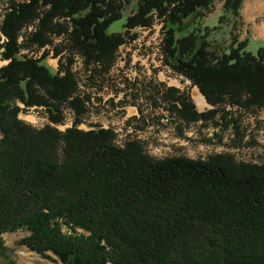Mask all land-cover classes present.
<instances>
[{
  "label": "trees",
  "instance_id": "trees-1",
  "mask_svg": "<svg viewBox=\"0 0 264 264\" xmlns=\"http://www.w3.org/2000/svg\"><path fill=\"white\" fill-rule=\"evenodd\" d=\"M130 1L6 3L0 236L24 230L19 244L41 256L49 252L61 264H264V163L236 161L229 153L151 158L137 139L117 146L112 129L78 127L84 109L74 94L71 56L54 72L45 64L51 36L64 34L67 47L83 56L90 81L107 71L124 38L106 29ZM213 1L136 0L121 25L127 33L159 18L162 64L185 76L211 106L196 111L180 97L172 108L186 121L212 119L224 103L264 108V42L252 54L244 50L248 40L233 36L227 49L210 50L208 36L216 28L199 19ZM220 1L218 20L224 13L238 16L241 0ZM23 46L41 52L24 54ZM51 51L57 56L61 46ZM32 106L43 107L52 125L37 129L18 118ZM65 106L74 119L61 132L55 125Z\"/></svg>",
  "mask_w": 264,
  "mask_h": 264
},
{
  "label": "rangeland",
  "instance_id": "rangeland-1",
  "mask_svg": "<svg viewBox=\"0 0 264 264\" xmlns=\"http://www.w3.org/2000/svg\"><path fill=\"white\" fill-rule=\"evenodd\" d=\"M135 1L121 4L120 18L108 25L106 32L119 31L124 42L107 71L96 73L92 79V84L98 86L94 93L101 92L100 86L105 85L106 89L119 95L116 98L118 103L114 106L116 100H109L108 109L96 105L84 107L81 116L83 125L80 129L86 130L92 125L103 127L105 123L102 121H108L107 127L113 128V142L117 146L121 147L126 139H137L144 153L151 158L182 155L203 159L214 153H229L236 161L264 163V108L249 110L224 103L217 106L212 119L205 121H186L173 110L172 106L178 105L182 96L192 103L196 111H205L211 106L204 98L205 105L198 106L197 88L185 76L162 64L159 18L152 17L150 24L151 27L158 28L157 32L154 28L148 32L136 28L123 32L121 25L125 17L135 10ZM8 2L9 0H0V19ZM220 5V0H214L199 19L201 25L215 26L216 29L208 39L209 49L217 52L227 49L233 36L236 37L244 29L238 16L224 13L218 20L222 14ZM25 31L22 30V35ZM132 33L135 35L130 39L128 35ZM64 36L63 34L62 39L61 36H51V44L47 46L49 51L44 62L53 72L62 58L70 57L75 52L67 47ZM57 44L61 46V53L53 56L51 48ZM261 45L260 41L249 38L244 50L254 54ZM1 51L0 41V53ZM20 52L38 56L41 50L37 51L34 46H23ZM4 63L0 58V66ZM76 74L78 75L77 70ZM171 87L174 90L169 92ZM104 91L102 89L101 93ZM98 100L96 97V101ZM66 112L65 109L60 111L61 120ZM19 113V118L34 128L38 129L46 122L44 111L39 107L26 108L19 111L18 115ZM26 234L24 230L1 234L0 264H61L49 252L47 256H41L19 244V239Z\"/></svg>",
  "mask_w": 264,
  "mask_h": 264
},
{
  "label": "built area",
  "instance_id": "built-area-1",
  "mask_svg": "<svg viewBox=\"0 0 264 264\" xmlns=\"http://www.w3.org/2000/svg\"><path fill=\"white\" fill-rule=\"evenodd\" d=\"M152 28H154V26L151 27V25L150 26H138V27H136L137 30L144 31V32H148ZM157 29H158L157 27L154 28L155 32H157ZM3 40H4V37L0 36V41L2 42ZM122 45H120L117 48V50L115 51L114 55H116L118 53V49L120 47H122ZM71 60L72 61H71V65H70L69 69H70L71 73L73 74L75 82H76V91H75L74 94H77L78 97L83 102L82 103L83 104V108L87 107V106L89 107V106H92V105H96V107L99 106L102 109H108L107 106H108L109 100L110 101L116 100L114 102V106H116L117 103H118L117 102L118 99H116V98L119 95H115L111 90L106 89L107 86H105V85L100 86V87H102L101 88V92H102V89L105 90L103 93H101V92H95L94 93V91H96L98 86L97 85H93L92 81H90L88 79L89 78L88 77L89 71L86 70V68H88V67L85 68L83 56L80 55L79 53H72ZM76 70L78 71V75L76 74ZM96 97L99 98L98 101H96ZM39 109L43 111L42 107H39ZM64 109H65V111H67L66 113H64L65 116L63 117V119L61 120V122L59 124L55 125V127L57 129H59V130H64L66 127H69L72 124L73 119H74V112L72 111V109H70V107L65 106V107H62L60 109L61 112ZM115 109H117V107ZM43 115H45V118H44V120L46 121L45 123H48L47 119H46V114H43ZM102 122L105 123V124L102 125L103 128H111V129H113L110 126L107 127V125L109 124L108 121H102ZM81 125H83L82 121L79 123L78 127L80 128ZM39 126H41V125H39Z\"/></svg>",
  "mask_w": 264,
  "mask_h": 264
},
{
  "label": "crops",
  "instance_id": "crops-1",
  "mask_svg": "<svg viewBox=\"0 0 264 264\" xmlns=\"http://www.w3.org/2000/svg\"><path fill=\"white\" fill-rule=\"evenodd\" d=\"M221 2V1H220ZM221 6V5H220ZM222 10V9H221ZM238 17L244 28L236 36L237 40L249 38L264 42V0H241Z\"/></svg>",
  "mask_w": 264,
  "mask_h": 264
},
{
  "label": "bare ground",
  "instance_id": "bare-ground-1",
  "mask_svg": "<svg viewBox=\"0 0 264 264\" xmlns=\"http://www.w3.org/2000/svg\"><path fill=\"white\" fill-rule=\"evenodd\" d=\"M196 101L198 106H202L203 104L205 105V102L203 101V97L198 92H197Z\"/></svg>",
  "mask_w": 264,
  "mask_h": 264
}]
</instances>
